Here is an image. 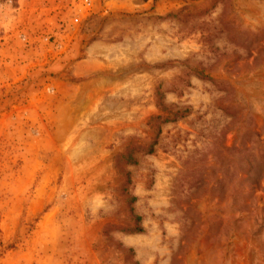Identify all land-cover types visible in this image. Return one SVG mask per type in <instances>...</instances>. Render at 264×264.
I'll list each match as a JSON object with an SVG mask.
<instances>
[{"label": "rangeland", "instance_id": "rangeland-1", "mask_svg": "<svg viewBox=\"0 0 264 264\" xmlns=\"http://www.w3.org/2000/svg\"><path fill=\"white\" fill-rule=\"evenodd\" d=\"M0 264H264V0H0Z\"/></svg>", "mask_w": 264, "mask_h": 264}, {"label": "trees", "instance_id": "trees-1", "mask_svg": "<svg viewBox=\"0 0 264 264\" xmlns=\"http://www.w3.org/2000/svg\"><path fill=\"white\" fill-rule=\"evenodd\" d=\"M163 111H164V109H163ZM186 112H187V109H185L184 111H178V112L173 113V117H172V118L168 117V118L161 119V117H155V118H153V119H155V120H161L162 123H163V122L165 123V122H168L169 120H174L176 117H182ZM153 145H154V144H152V145L147 149V151H146L147 154H152V153L154 152V151H153ZM128 159L131 160L130 157H129ZM135 221H136V223H138V222H139V217H135ZM135 230H136V231H141V229H140L138 226L136 227Z\"/></svg>", "mask_w": 264, "mask_h": 264}]
</instances>
